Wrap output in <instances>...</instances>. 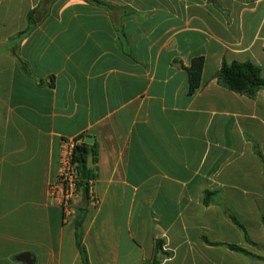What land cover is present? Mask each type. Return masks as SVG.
Here are the masks:
<instances>
[{
    "label": "crops",
    "instance_id": "crops-1",
    "mask_svg": "<svg viewBox=\"0 0 264 264\" xmlns=\"http://www.w3.org/2000/svg\"><path fill=\"white\" fill-rule=\"evenodd\" d=\"M225 62L264 78V0H0V264H84L51 192L80 136L90 264H264V90Z\"/></svg>",
    "mask_w": 264,
    "mask_h": 264
},
{
    "label": "trees",
    "instance_id": "trees-1",
    "mask_svg": "<svg viewBox=\"0 0 264 264\" xmlns=\"http://www.w3.org/2000/svg\"><path fill=\"white\" fill-rule=\"evenodd\" d=\"M30 25L32 23V16H29ZM204 69V59L197 58L193 60L191 67L189 68V78H190V94L193 95L199 88L201 84L202 73ZM218 82L221 86L226 89L235 92L240 95H244L250 99H255L258 93L264 90V78L261 76L260 69L250 62L240 63V62H225L221 67L220 72L217 76ZM84 136H80L74 141V149L71 155V166L74 167L76 171L75 177V188L76 192L81 195V208L80 216L76 219V244L78 250L82 256L84 264H90L88 259V254L86 247L83 242V222L86 215L92 208V206H97L95 202V197L92 193L93 183L97 179V163H98V145L94 142L92 145L87 143H79ZM71 143V142H69ZM254 148L258 152L259 157L262 160L264 167V159L262 154L259 152L258 145L255 144ZM92 158V163L95 167L89 166V159ZM68 187L67 184L64 185ZM94 204V205H93ZM63 209V206H62ZM65 217V215H64ZM264 222V219H263ZM246 241L254 247L264 249V246L259 245L248 237L246 233ZM162 246L158 245V250ZM231 249L239 251L248 255H252L244 249L230 246ZM253 257L264 260L262 257L252 255ZM148 264H159L157 258H154Z\"/></svg>",
    "mask_w": 264,
    "mask_h": 264
},
{
    "label": "rangeland",
    "instance_id": "rangeland-1",
    "mask_svg": "<svg viewBox=\"0 0 264 264\" xmlns=\"http://www.w3.org/2000/svg\"><path fill=\"white\" fill-rule=\"evenodd\" d=\"M87 143H92V141H90V139H86L85 140ZM73 147H72V145ZM74 144L73 142L69 143L68 145H65L62 149V159H63V155L65 154H69V152L73 151L74 149ZM61 170H63V172L65 171V164H64V160L61 164ZM62 173V171L60 172ZM72 170H66L65 174L67 175H71ZM60 177V176H59ZM63 179V178H62ZM66 180H61V182L63 183V192H58L57 189H55L56 192H54L52 198H53V203L54 205H61L63 206V210H64V215H65V219L68 222H74V220H76L77 218V209L76 207L79 204V198L81 199V195L80 193L76 192V188L73 187L71 189V186L68 184V187L64 186V183ZM71 183L74 184V178L72 181H70ZM62 189V188H61ZM95 202L97 205H99V201L98 199H95Z\"/></svg>",
    "mask_w": 264,
    "mask_h": 264
},
{
    "label": "built area",
    "instance_id": "built-area-1",
    "mask_svg": "<svg viewBox=\"0 0 264 264\" xmlns=\"http://www.w3.org/2000/svg\"><path fill=\"white\" fill-rule=\"evenodd\" d=\"M69 144V143H68ZM67 144V145H68ZM72 145V144H71ZM72 147H73V145H72ZM71 155H72V151L71 152H69V154H65V155H63V159H62V162H63V160H64V164H65V171L66 170H72V173H71V175H66L65 174V171L63 172V170H61L62 171V173H60V177L58 178V182L52 187V189H51V192H52V195L54 194V192H56L55 191V189H63L64 187H63V183L61 182V180H66L65 182L66 183H64V185L65 184H69L70 186H71V189L73 188V187H75V183L73 184V183H71L70 181H72L73 180V178H74V182H75V177H76V171H75V169H74V167L73 166H71V163H70V161H71ZM63 178V179H62Z\"/></svg>",
    "mask_w": 264,
    "mask_h": 264
}]
</instances>
